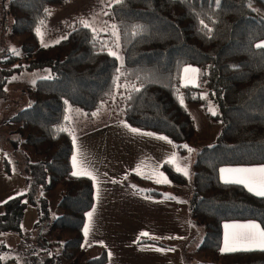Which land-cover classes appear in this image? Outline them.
I'll return each instance as SVG.
<instances>
[{
	"label": "trees",
	"instance_id": "obj_1",
	"mask_svg": "<svg viewBox=\"0 0 264 264\" xmlns=\"http://www.w3.org/2000/svg\"><path fill=\"white\" fill-rule=\"evenodd\" d=\"M2 1L3 15L11 19L8 35L18 40L19 52L0 54V90L24 71L48 68L50 75L28 90L30 108L6 119L21 122L16 132L43 160L31 161L22 152L27 190L5 200L0 212V233L14 232L18 244L10 249L0 241V264H52L57 254L67 260L79 255L93 187L88 177L71 172L73 134L65 108L73 105L90 114L112 94L120 99L118 118L129 125L165 134L180 155L185 145L196 144L188 209L203 232L195 249L219 264H264V250L221 252L224 221L253 219L264 229V197L219 178L221 166L264 163V49L257 47L264 39V0H114L106 7L105 22L116 34L96 32L68 16L58 24L62 36L52 44H41L38 32L53 10L73 0ZM184 65L197 68L200 85L181 84ZM201 87L216 107L215 115L206 111V116L221 125L208 144L198 139L185 107L204 105ZM10 142L18 150V139ZM165 169L172 179L186 182L171 166ZM142 184L147 193L160 187ZM57 185L64 186L60 213L47 222L48 200L40 192ZM24 198L38 211L27 233L21 228ZM105 260L100 249L83 264Z\"/></svg>",
	"mask_w": 264,
	"mask_h": 264
},
{
	"label": "crops",
	"instance_id": "obj_2",
	"mask_svg": "<svg viewBox=\"0 0 264 264\" xmlns=\"http://www.w3.org/2000/svg\"><path fill=\"white\" fill-rule=\"evenodd\" d=\"M262 43H264V39L260 40L258 45ZM262 48L264 49V47ZM187 67L185 68L189 69ZM184 70L183 72L181 70L180 81L181 78L186 77L187 72H184ZM202 117L204 122L209 119L204 113ZM193 121L198 132L194 118ZM103 125L100 124L90 128L88 130V132L91 131L90 133H74L72 130V150L70 154L72 174L75 172L78 173L76 176L87 177L88 175L83 171L84 168L80 165L86 159L93 157V161L89 159V162L99 177L96 182L92 180V206L85 211L81 228L80 253L88 252V257L83 260V263L86 259L96 256L100 249H104L106 255L104 264H187L182 260V247H185L188 242L190 248H193L196 236L198 237L200 233L199 227L191 221L189 216L188 205L192 190L190 192L188 190L190 188H187V193L177 198L178 194H175V192L184 191L183 184L172 179L163 167L164 163L169 161L175 154L176 161L171 167L177 171L176 167H181V155L175 151L172 142L165 134L133 127L126 123L124 119L119 118L105 129L104 136L106 135V137L104 141H101L102 135L94 130ZM132 129L137 131H132ZM108 135L110 136L108 137ZM202 139L204 140L205 136ZM5 141L1 143L3 146L0 147V208L5 200L24 194L28 187V178L23 170L25 164L23 153H26L30 159L29 152L22 150L24 152L20 153L18 151L21 150L20 147L15 150L10 141L8 143H5ZM118 163H122L126 167L120 169ZM189 166V160H187L185 167L188 169ZM262 166H264V163L224 165L219 168V178L223 182L225 179L239 178L229 173H221V169L259 168ZM126 172H130L132 177L124 182L125 185L122 182H117L120 177L115 178L116 175L121 176ZM135 179L137 181H134ZM157 180L161 182L157 183ZM144 181L151 182L156 187L160 186L157 193H147L146 187L142 184ZM132 182H136V184H130ZM137 182H139V185ZM248 183L259 189V174H256V179L249 180ZM128 185L136 186V188H130ZM242 185L248 190V187ZM251 193L254 194V192ZM24 200L26 201V198ZM0 212H2V208ZM37 220L38 211L36 206L34 204L27 205L21 217V227H24L26 231H31ZM252 223L259 225V230H264L253 219L224 221L221 225L220 250L225 247L226 240L227 246L236 248V251H247L246 249L264 250L256 246L259 243L258 239L251 241L241 238L240 234L255 231L243 227ZM86 227L88 228L87 234H85ZM134 227L141 228V235L132 231ZM7 232L0 233V241H5ZM119 232H122L123 236ZM128 232H132L130 241L127 240ZM9 235L10 237H16L14 232L9 233ZM6 236L8 237V234ZM149 236L160 243H140L138 241L139 238H149ZM12 239L17 242V246L18 237ZM177 240H179V243L176 244ZM16 246L10 247L8 245L7 247L15 249ZM134 246L135 254L130 255L129 250ZM186 250L188 252L190 249ZM188 264H191V262H188Z\"/></svg>",
	"mask_w": 264,
	"mask_h": 264
},
{
	"label": "rangeland",
	"instance_id": "obj_3",
	"mask_svg": "<svg viewBox=\"0 0 264 264\" xmlns=\"http://www.w3.org/2000/svg\"><path fill=\"white\" fill-rule=\"evenodd\" d=\"M113 1L114 0H73L66 5H63L53 10L49 18L46 20L44 28L38 32L39 42L41 44H52L57 40H59L60 37L62 36V33L58 31L57 26L59 23L65 21L69 17H73L75 20L80 22L81 21L86 22L89 25V27L96 32L108 31L113 34H116V31L112 26V24H110L109 21L105 22L106 7ZM3 4L4 2L0 0V54L4 51H12L18 53L19 52L18 40L14 36L8 35V31L10 30L9 25L11 19L6 18L3 15L5 11L3 9L4 6ZM117 39L118 38L115 36L114 38L115 45L112 43L113 48L111 49V52H115L116 54L118 52ZM186 66H188L187 68H189V71H187V74H185L186 77H184L183 79L181 78V84L193 85L198 83L199 81L198 85H200L202 78L198 76L197 68L192 65H184L182 67V72L184 69H186L185 68ZM192 69H195L197 71L193 72L191 71ZM49 75H50V70L48 68L24 71L19 74H15L11 76L5 83L3 90L2 91L0 90V147L3 146V144L1 143H4V140H6L5 143H8V141H12L13 139H18L19 142L18 146L21 148L20 152H24L22 150L25 151L27 150V152H29L31 161H41L43 160V156L41 154L35 153L33 148L29 146L27 143H25L24 141L25 136L24 135L19 136V134L16 132V128L21 124V122L19 121L17 123L16 122L12 123L11 121H6V119L11 117L13 114H17L20 110L25 111L26 109L30 108L32 99L30 96H28L29 95L28 90H30L33 87L34 81L39 80L40 78L48 77ZM201 88L203 90L200 92V95H202V97L205 99L204 105L199 106L197 104L189 103V104H185V107L189 112L190 116L192 117V119L194 118L197 123L198 139L208 144L213 141V139L219 132L221 125L218 121L215 120L208 119V121L205 122L202 121L204 119L202 117V114L204 113L205 115H207L206 111L212 113L211 110L214 109L216 111V107L214 103H212V101H210L207 98L206 89H204V87ZM119 101L120 99L116 97L114 94H112L111 97L108 98L106 103L102 104L98 109L91 111L90 114L87 115L86 112L80 109L79 107L73 105H67V107L65 108V117L68 120L67 128L69 129V131L73 130L74 133H79V132L86 133L90 128L100 124L101 125L104 124L103 126H98L94 130L96 133L100 132V134L102 135L101 141H104V138L106 137V135L104 136L105 134L104 132H106L105 129L109 125L115 123V121L118 119V115L120 114V112L118 111V108L120 106ZM109 136L110 135H108V137ZM204 136L205 139L203 140L202 137ZM187 146L188 147L185 148V153L181 154L180 156V160H181L180 166L185 167V162L187 160H189L190 166L187 169L188 175H184L181 172V174L184 175L186 182L182 183L183 184L182 188L184 191L179 193L175 192V194L180 195V196L177 195V198H180L181 195H185L187 193L186 191L187 188H190L188 189L190 192L192 190V185H189L191 184L190 177L192 173L191 162L193 161L192 159H194V155L197 150L194 148L196 144H191ZM189 149H191V151H189ZM92 158L93 157L86 159L83 163H81L80 166L84 168L83 171L87 173L88 175L87 177H89L91 181L93 180L96 182L99 180V177L96 174V172H94V168L89 162V159L93 161ZM172 164L173 163H169L167 161L166 166H172ZM117 165L120 169L126 167L122 163H118ZM131 177L132 174L130 172L129 173L126 172L121 176L116 175L115 178H118L117 182H122L125 185L124 182L126 180H129ZM134 181H137V179H135ZM133 183L136 184V182H132L130 184ZM137 183L139 185V182ZM128 187L133 189L136 188V186L132 187L131 185H128ZM63 192H64L63 185H57L56 187H53L51 190H46V191L41 190L40 195L45 197V199L47 198L48 200L47 207L49 208V218L47 221L53 220L60 213L59 209L57 208V202L63 195ZM28 200L29 199H26V201L24 202L25 205L26 206L32 205L33 202ZM26 206H24V208ZM133 229L134 230L132 231H134V233H138L141 235V228L134 227ZM23 230H24L23 233H27L25 228ZM199 230H200L199 236L198 237L196 236V239L194 241L195 246L198 244L202 236L203 230L201 226L199 227ZM47 231L48 228L45 225V230L43 227V234H45ZM9 233L11 232L6 233L8 234V237L5 234V241H3V243L5 244L6 242L7 246L9 245L10 247H15L17 242H15L12 238L16 239L17 235L16 237H12V236L10 237ZM119 233L121 234L122 232ZM121 235L123 236V234ZM131 237H132V232H128L127 240L130 241ZM152 240L153 237L149 236V241ZM177 243H179V240H177L176 244ZM189 245L190 244L187 242L185 247H182L183 254L181 253V256L184 263L188 264V262H191L192 264V262H194V264H219L215 260L206 259L200 252H198L195 249L193 244H192L193 248H190ZM135 246L131 250H129L130 255L135 254L134 252ZM186 249H190V250L187 252ZM87 257H88V252L80 253V255L76 256L71 260L64 259L60 254H57L52 264H83V260Z\"/></svg>",
	"mask_w": 264,
	"mask_h": 264
},
{
	"label": "snow or ice",
	"instance_id": "obj_4",
	"mask_svg": "<svg viewBox=\"0 0 264 264\" xmlns=\"http://www.w3.org/2000/svg\"><path fill=\"white\" fill-rule=\"evenodd\" d=\"M81 23L84 24L85 27H88L89 25L84 22L81 21ZM257 47H264V43L257 45ZM111 55H116L115 52H112ZM185 71H189V69H185ZM191 71L195 72L197 70L192 69ZM212 114L215 115V110H211ZM132 131H137L136 129H132ZM164 139V138H162ZM185 148H187L188 146L185 145ZM189 151H191V149H189ZM176 161V157L175 154H173L172 158L168 161L169 163H174ZM176 170L179 172H182L184 175H188V171L186 167H176ZM221 173H229L232 175H235L239 178L237 179H232V180H228L225 179V183H238V184H244L246 187H248V191L250 192H254V194L264 197V166L259 167V168H236V169H221L220 170ZM78 173H73V175H77ZM87 174V173H85ZM256 174H259V181H260V187L259 189L255 188L252 186V184L248 183L249 180H254L256 179ZM151 178V177H149ZM157 183L161 182L160 180L156 181ZM89 215H91V213H89ZM226 227H228L226 225ZM243 227H246L248 229L251 230H255V231H247L245 233L240 234L241 238L243 239H248L251 241H256L257 239L259 240V243L256 245L257 247H260L261 249H264V230H259V225L257 224H249V225H245ZM88 232V228H85V234H87ZM146 235V234H145ZM236 248H231L227 246V240H226V245L224 248L221 249L222 252H228V251H236ZM249 250V249H246Z\"/></svg>",
	"mask_w": 264,
	"mask_h": 264
}]
</instances>
